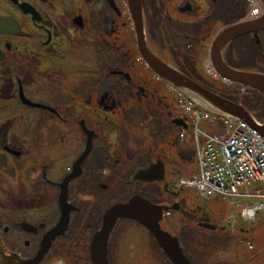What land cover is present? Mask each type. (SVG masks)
Wrapping results in <instances>:
<instances>
[{
  "label": "flooded vegetation",
  "instance_id": "1",
  "mask_svg": "<svg viewBox=\"0 0 264 264\" xmlns=\"http://www.w3.org/2000/svg\"><path fill=\"white\" fill-rule=\"evenodd\" d=\"M131 6L132 0H0L4 253L34 257L60 218L61 184L87 148L67 186L66 232L52 241L40 264H93L89 243L99 216L117 197L126 200L132 188L147 186L131 183L139 169L161 162L165 174L156 184L171 198L183 193L174 189L179 164L192 157L179 147L173 122L176 90L140 53ZM142 9L137 23L145 49L164 65L223 98L251 103L263 98L221 74L227 68L264 74V28L216 44L229 27L261 18L262 0H143ZM173 167L177 174L169 171ZM184 202H177L182 229L176 235L192 264H212L198 257L194 228L216 233L214 240L223 234L230 244L238 233L243 246V237L254 233L253 227L221 224L211 208ZM58 253L60 259L50 261ZM248 253L241 251L231 262L223 261L224 254L218 264H264V251ZM152 256L156 264H170Z\"/></svg>",
  "mask_w": 264,
  "mask_h": 264
},
{
  "label": "water",
  "instance_id": "2",
  "mask_svg": "<svg viewBox=\"0 0 264 264\" xmlns=\"http://www.w3.org/2000/svg\"><path fill=\"white\" fill-rule=\"evenodd\" d=\"M263 4H264V0ZM143 0H132L131 11L136 19V33L138 38V46L141 54L149 65L157 72L163 79L174 85L175 87L182 89L188 94L200 100L205 105L237 117L249 123L251 127L257 130V132L264 138V122L261 125H256L252 120L249 112L239 104L233 103L226 99H223L190 81L183 75L173 71L168 66L164 65L161 61L154 57L145 49L143 42L142 26L138 24L139 15L142 13ZM264 28V15L247 24L234 25L229 27L226 31L221 33L216 44L220 45L229 42L234 37L251 31L253 29ZM228 79L235 82L244 83L264 95V75L250 73V72H238L232 71L227 68L224 74ZM175 123L182 124L180 120H175ZM75 174L69 176L68 179L74 177ZM164 168L161 164L149 166L146 169L138 171L133 180H139L142 182H153L163 179ZM68 179L63 185V192L59 198V205L62 213L61 221L59 225L49 234L47 241L42 245L38 255L32 260H23L16 255H5L0 249V264H37L40 262L43 255L48 250L49 243L54 237L64 232L67 223L70 206L66 204V190L65 186L68 183ZM178 205L175 204L171 208L155 205L147 199L134 195L128 202L122 204L118 203L107 209L102 218V224L100 229L94 234L91 244L90 253L93 264H108L107 263V246L109 236L119 219L127 218L133 219L144 226L153 236L159 248L163 251L166 258L172 264H190L189 261L183 255L179 242L175 236H172L169 232L163 230L160 226V222L163 218V211L168 209L176 210Z\"/></svg>",
  "mask_w": 264,
  "mask_h": 264
},
{
  "label": "rangeland",
  "instance_id": "3",
  "mask_svg": "<svg viewBox=\"0 0 264 264\" xmlns=\"http://www.w3.org/2000/svg\"><path fill=\"white\" fill-rule=\"evenodd\" d=\"M259 100H261L262 108H264V99L259 97ZM264 120V119H263ZM191 145V147H190ZM188 142L181 143L179 147L183 150H185L187 153H191L193 146L192 144ZM192 148V149H191ZM180 170H181V177L184 175V177H190L192 174L196 173L197 165L195 160L190 159L184 166H182V162L179 164ZM170 168V167H169ZM177 169L172 168L169 171H173L175 174H177ZM168 174V172H167ZM177 176V175H176ZM157 188L161 191L162 186L158 183ZM139 190L144 193L145 187L139 188ZM97 193V191H95ZM116 193V192H115ZM133 193H136V189H133ZM111 195V192L109 193ZM108 193H106V197L109 196ZM108 195V196H107ZM185 197H182V196ZM197 192L195 189H186V194L182 193V195L179 198H171L167 195H162L160 198L162 199L163 203H174L179 202L180 205L182 204V200H185L184 204L186 206V203L188 202H195V204H198L202 207H208L211 208L216 215L217 218H222L223 221L221 224H225L228 220H235V224L238 227L242 228H254V237H251L252 242L254 243L255 249L251 250L252 248H248L246 245L240 244L238 233L236 239L234 240V243L231 245L227 240L223 239L225 238L223 234L218 235L217 238L214 240L213 237L216 236V233H209L200 231L196 228H194V231L192 234H198L197 235V243H201L197 245V251H198V257L205 261L206 259L210 260L212 264L217 263L218 264V258H223L224 254L225 259L223 261H232L235 260V258L240 256V252L248 250V256H251L253 253H262L264 251V212L260 213L258 216V222H253L250 225L248 224H242L240 225L239 220L235 217L229 218V216H232L233 213H235L237 210H240L242 206H239L235 203H228L221 199H218V201H213L212 203L208 204L205 201H202L200 198L197 197ZM104 198V197H103ZM99 201V200H98ZM97 202V201H95ZM246 202V201H245ZM171 203V204H172ZM180 214L170 212L166 218H169L165 224L163 223V227L167 229H172V231L175 234H179V230L182 229V225L180 224ZM229 218V219H228ZM129 221H123L117 226L116 230L114 231L111 240H110V247H109V256L111 259H117L118 264H145L148 263V260L151 259L153 261H149V264H156L155 260L152 256L154 255L155 259H161L162 256L159 254L158 251L154 250V243L151 242V239H149V236L147 237L146 232L144 229H142L140 226L137 225L138 228L135 227L134 222ZM233 222V221H232ZM181 228V229H179ZM188 230H186L185 233ZM235 231V230H234ZM237 231V227H236ZM145 232V233H144ZM214 234V235H213ZM253 236V235H251ZM147 237V238H146ZM209 237H211V242L208 243ZM222 238V239H218ZM149 239V240H147ZM227 241V243H226ZM207 243V246L202 245L203 243ZM252 243V244H253ZM154 246V247H153ZM251 250V251H250ZM152 253V254H151ZM59 253L56 254L55 257L50 258V261H53V259H60ZM246 257V256H244ZM142 261V263H141Z\"/></svg>",
  "mask_w": 264,
  "mask_h": 264
},
{
  "label": "built area",
  "instance_id": "4",
  "mask_svg": "<svg viewBox=\"0 0 264 264\" xmlns=\"http://www.w3.org/2000/svg\"><path fill=\"white\" fill-rule=\"evenodd\" d=\"M182 107L190 111L191 103H183ZM197 116L208 119L207 114ZM223 122L221 133L198 132L203 137L198 145L199 176L192 184L205 197L215 194L264 197L241 190L253 183L264 187L263 139L243 122L229 118Z\"/></svg>",
  "mask_w": 264,
  "mask_h": 264
},
{
  "label": "trees",
  "instance_id": "5",
  "mask_svg": "<svg viewBox=\"0 0 264 264\" xmlns=\"http://www.w3.org/2000/svg\"><path fill=\"white\" fill-rule=\"evenodd\" d=\"M259 103V105H260V102H258ZM245 104H247L246 102H245ZM250 104H251V102H250ZM148 187V192L146 193V196L148 197V198H155L157 195H159L160 194V192H159V190H158V188H156V187H153V186H147Z\"/></svg>",
  "mask_w": 264,
  "mask_h": 264
}]
</instances>
